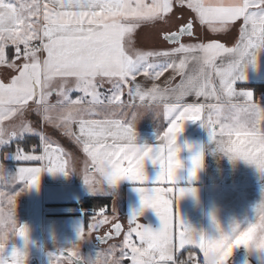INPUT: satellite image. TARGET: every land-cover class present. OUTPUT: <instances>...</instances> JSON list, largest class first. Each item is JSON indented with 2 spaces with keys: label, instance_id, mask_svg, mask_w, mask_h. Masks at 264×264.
I'll list each match as a JSON object with an SVG mask.
<instances>
[{
  "label": "snow or ice",
  "instance_id": "obj_1",
  "mask_svg": "<svg viewBox=\"0 0 264 264\" xmlns=\"http://www.w3.org/2000/svg\"><path fill=\"white\" fill-rule=\"evenodd\" d=\"M176 3L194 14L178 31L164 33L163 39L177 47L168 51L136 48L135 31L144 25L168 24ZM197 21L213 34L228 33L237 21L242 23L232 47L218 40L182 43V37L193 35ZM10 45L15 49V59H9L7 54ZM260 52H264V0H0V66L14 73L11 79H0V146L30 134L39 137L43 149L41 155H35V149L33 153H25L17 145L14 153L4 154L0 157V181L12 191L17 183H23L25 188L38 187L42 171L69 174L64 150L59 145L53 147L51 139L40 128L23 119L25 112L32 109L41 116L44 125L61 130L82 146L91 163L90 168L86 166L84 176L91 191L105 194L122 180L139 185L136 191L141 198L142 211L134 213L128 221L123 247L119 249L121 261L201 264L195 251L198 249L203 254L202 264H207L209 255L217 251L228 264L234 249L246 245L249 234L255 229L249 228L231 239L228 236L211 239L183 225L174 212L173 201L194 193L195 189L176 187L175 169L179 162L174 159L173 145L184 131L185 122L199 121L208 130L216 151L231 160L254 165L264 173V108L252 103L251 91H237L234 86L237 81L247 79L249 65L258 66ZM41 53L45 54L43 58ZM177 56L181 57L178 63L174 59ZM16 60L22 62L18 64ZM190 64L193 70L185 75ZM169 70L174 75L164 87L153 83L145 89L135 83L141 75L159 80ZM177 75L183 79L172 87ZM98 78L112 83L107 104L97 90ZM214 80H218V85ZM56 81H59L58 86ZM130 81L134 86L128 88V96L133 100L138 98L141 104L148 101L149 107L163 103L169 126L158 136L161 143L155 148L135 144L136 133L127 126V113L121 118H111L125 107L121 102L122 86ZM72 92L83 95L73 99ZM53 95L57 97L55 104L50 102ZM190 95L197 99L203 97L205 103H184V98ZM86 97L91 99L85 101ZM106 107L114 108L109 116L85 118L100 116V109ZM17 115L21 118L18 128L9 130L4 126V121ZM72 125H78V134L72 131ZM8 158L47 161V164L19 167L17 173L11 175L2 162ZM202 159V153L192 158L191 178H196ZM145 161H151L160 169L154 185L167 184V188L146 186ZM96 174L101 179L93 182L90 176ZM4 195L0 192V197ZM15 195L7 197L9 208L14 207ZM147 209L159 217L162 223L159 231L138 223L137 216ZM255 211L264 220V203ZM5 212L0 208V216ZM100 215H104L103 210ZM106 220L107 217L99 223ZM88 228L91 232L96 225L90 224ZM114 231L120 235L119 223L114 225ZM18 236L25 237V230L20 229ZM177 238L179 249L190 246L186 259L176 257ZM80 239H84V229L80 231ZM97 239L105 243L111 236ZM111 249L116 251L115 247ZM63 254L64 250L49 254L51 264L54 257L59 259ZM75 255L79 259L72 264H81L80 254ZM24 260L22 253L12 252V264H24Z\"/></svg>",
  "mask_w": 264,
  "mask_h": 264
},
{
  "label": "crops",
  "instance_id": "obj_2",
  "mask_svg": "<svg viewBox=\"0 0 264 264\" xmlns=\"http://www.w3.org/2000/svg\"><path fill=\"white\" fill-rule=\"evenodd\" d=\"M194 14L191 13L190 9L187 7L181 8V6L176 3L173 8V13L170 14V20L168 24H157V25H144L138 28L133 34L134 46L140 50L144 51H168L177 45H170L163 39V35L167 31H178L179 27L187 23V21L192 20ZM41 23L42 16H41ZM242 21H237L236 25L233 26L230 32L223 34H213L206 26H201L198 21L193 25V35L188 37H183L181 39L182 43L185 44H196V43H207L211 40H218L221 43H225L227 47L234 46L236 39L239 36V25ZM7 54L9 59H15L16 53L15 49L10 45L7 48ZM41 57L45 55L40 54ZM181 57L177 56L174 59L179 62ZM21 60H16V63H21ZM219 63V61H217ZM193 70V65H189L185 72V75L191 73ZM12 70L4 69L0 66V79H11ZM174 73L169 70L165 72L164 75L156 81L148 79L146 77L138 76L135 83H139L143 88L148 89L153 83L160 87H164L166 81L172 77ZM247 79L243 81H237L234 85L237 91H251L253 93L252 103L261 105L264 108V98L263 92H258V88L264 89V52H260L258 55V66L253 67L251 65L246 69ZM183 77L177 75L172 81L171 86L175 87L180 83ZM214 83L218 85V80H214ZM59 81H56L58 86ZM98 91L102 94V98L105 99L107 104V98L112 94V83H109L106 79L103 81L98 78L97 80ZM133 82H129L127 86H122L121 102L125 105L116 117L111 118H121L123 113H127V117L130 118L133 111L141 104L139 99L133 100L128 96V88L133 87ZM259 88V89H260ZM83 95L82 93L72 92L71 96L76 99ZM91 99L86 97L85 101ZM243 99V98H242ZM57 97L53 95L50 98V102L55 104ZM184 103H205L203 97L197 99L194 95H190L184 98ZM213 102V101H208ZM33 105V102H29ZM149 102L145 101L144 104L147 105ZM133 105L132 107H127V105ZM114 110L113 107L101 108V115L95 117H85L93 119H103L105 116ZM204 114H202L203 118ZM34 127L40 128L53 142L54 145H60L67 150H70L74 155V160L76 161V166L80 167L82 164H86L87 167H91L90 159L82 151V146H78L73 138H69L63 134L59 129L53 128L50 125H44L40 120L41 116H37L35 111L29 109L27 116L25 117ZM126 119V118H125ZM127 121V119H126ZM42 124H41V123ZM167 121L164 117V106L163 103L157 104L153 103L149 112L148 117H145L135 129L136 140L135 144L140 147H153L155 148L161 142L158 136H162L163 132L167 130ZM46 130V131H45ZM218 130V129H217ZM72 131L78 134V125H72ZM26 137V136H25ZM39 138V137H38ZM195 146L197 149L203 150V167L198 171L196 178L190 177L189 170L191 165L189 163V157L191 153L184 151L182 153V158L185 162V168L178 174V180L176 187L185 189H195V196L188 193L182 199L173 201L174 212L176 213L178 219L183 222V225L194 230L197 233L203 234L207 238L217 239L220 233L217 231L214 223L213 216H215L221 227L226 233L230 232V225L235 220L253 219L252 212L258 204L264 201V173H261L254 165H251L242 160H231L228 156L221 152L215 150V144L211 141L209 132L207 129L202 127L201 122L188 121L184 124V131L179 135L178 143L184 145L185 143ZM43 152L42 147L40 148V153H35V155H41ZM64 160L67 162L66 155L64 154ZM47 161H19L16 163V168L14 169L17 173L19 167H44ZM66 171H68V165L66 163ZM44 173L43 177L40 176L38 187H32V190H36L39 194L36 196L34 203L36 202V217L28 216V219L37 220L36 229L33 230V240L37 241L38 236L40 238L41 226L38 222L44 219L46 215L47 208L65 206L69 207L76 204L79 212L77 216L84 215V217L91 214L82 208L85 198L94 197H106L111 199L110 208L104 209L103 212L111 215L110 221L103 225L99 231L91 233V237L100 235L104 230L109 229L116 223H120L123 227L122 233L119 238L111 240L106 245H100L99 248L106 250L109 246L113 245L116 248V255L119 256V249L123 247V238L127 233L129 225L128 221L132 218L134 213L142 211L141 198L136 191L137 185L134 182L128 180H122L117 187L109 188L105 194L94 193L89 189V187L84 182V176L87 174H82L78 185L75 184L73 177L70 174L65 175L62 173H49L47 171H42ZM160 169L157 165H153L151 161H145V174L148 177V187H163L167 188L169 185L161 184L154 185ZM93 182L100 180L99 174L95 176H90ZM23 184V183H17ZM74 188L77 190V194H80L76 203L64 202L59 203H47L45 202V192L50 190L53 193V199L61 198L66 199L67 195L72 194ZM59 193V194H57ZM45 206V207H44ZM87 218V217H85ZM137 221L146 228H150L153 231H159L162 228V223L156 213L151 210H143V214L137 216ZM39 234V235H37ZM135 240V237H133ZM40 240V239H39ZM137 243L138 240L136 241ZM177 249L176 257L187 251L190 247L185 246V249L178 248V238L176 240ZM27 252L29 248H25ZM125 251H129L125 249ZM202 258L203 254L196 249ZM129 251V255H130ZM257 253H254L256 255ZM259 256V255H258ZM187 258V256H186ZM185 258V259H186ZM259 259V258H256ZM264 262V261H263ZM121 264H131V261L124 259ZM202 264V263H201ZM228 264H255L254 260L251 259V254L245 250L244 247H238L234 249L232 256L230 257ZM257 264V263H256Z\"/></svg>",
  "mask_w": 264,
  "mask_h": 264
},
{
  "label": "rangeland",
  "instance_id": "obj_3",
  "mask_svg": "<svg viewBox=\"0 0 264 264\" xmlns=\"http://www.w3.org/2000/svg\"><path fill=\"white\" fill-rule=\"evenodd\" d=\"M13 2H15V0H13ZM27 112L28 110L25 112L23 118L24 120H26L25 117L27 116ZM36 115L39 116L37 113ZM26 121L29 122L28 120ZM40 121L43 123L42 120ZM20 123L21 118L19 117V115H17L9 121H4V126L11 130L13 127L18 128ZM25 136L29 137L34 135L25 134L23 138H25ZM22 139H17L8 145L0 146V157L7 153H14L8 150L3 151V149L5 147H9L11 144H15L16 141ZM60 147L64 150V154L67 158L68 172L71 177H73L75 184L78 185L81 175L86 173L85 169L87 165L82 164L80 167L76 166V161L74 160L73 153L70 150H67L66 147ZM33 149L35 148H32V152L30 153H33ZM33 154H35V151ZM2 162L9 174H16L14 169L16 168V163L19 161H16L13 158H8L4 159ZM43 175L44 173L41 172L40 176H42V178H44ZM54 191L52 193L50 190H47L45 192V202L50 204L53 202L59 204H63L64 202L76 203L78 197L80 196V194H77V190L76 188H74V185L72 194L67 195L66 199L64 200L60 197L53 199ZM0 192H3L5 194L3 197H0V208H3L6 211L10 207L7 203V197L15 195L17 192H19V195H15L14 198V207L16 208V219L19 224H22L28 228L30 237V241L27 245H25V242L22 239L14 238V240L8 245V248L3 254L5 258H10L11 252L13 251V246H15L21 251L27 253V259L25 260V264H51V258L49 254H57L59 250H64V254L61 255L59 259H56L55 257L53 258V264H72L73 260L79 259V256L75 255V253H79L82 258L87 259L94 258L96 254L100 250H102L101 248H99L100 245L96 244L95 238L91 237V233L99 231L103 225L107 224L110 221L111 215L105 214L104 217L101 219H98L99 217L96 212L90 213L91 216L87 218H85L83 214L77 216L76 214L77 212H79V210L76 204H73L69 207H65L63 205L58 207H49L47 208V213L44 219H41L38 222V225L41 226L40 238L38 236L37 241H32V234L34 233L33 230L36 229L37 220L28 219V216L36 217L35 214L37 213V210L36 202L34 203V201L39 193L36 190H32L31 188H25L23 184H16L12 191H10L5 186L3 181H0ZM254 210L255 209L250 210V212H252L253 214V218L255 215ZM105 217H107L105 223L100 224L99 221L104 220ZM90 224L96 225V228L92 229L91 232L88 228ZM81 229H84L83 241L80 239ZM73 245L77 246L73 247ZM113 247L115 246L111 245L103 251H107L108 249ZM25 248H29V251L27 252ZM249 253L251 254V259L254 260L255 264H264V255L259 253H257L256 255L251 252Z\"/></svg>",
  "mask_w": 264,
  "mask_h": 264
},
{
  "label": "clouds",
  "instance_id": "obj_4",
  "mask_svg": "<svg viewBox=\"0 0 264 264\" xmlns=\"http://www.w3.org/2000/svg\"><path fill=\"white\" fill-rule=\"evenodd\" d=\"M151 107L149 105L140 104L137 106L136 110L132 112L130 118L125 117L127 119V126L130 127L134 132L139 124L145 117H148V112ZM181 132L180 134H182ZM179 134V135H180ZM179 135L176 137V142L173 145L175 150V161L179 162V167L175 169L176 175L185 168V162L182 158V153L184 151H188L191 153L189 157V163L192 165V158L197 153H202V149H197L195 146L188 144L187 142L184 145L178 143ZM139 147V146H138ZM151 148V147H149ZM203 167V159L201 163V167L196 171V176L198 171ZM40 180V179H39ZM193 196H195V192H189ZM264 203L262 201L260 204ZM258 204V205H260ZM257 205V206H258ZM256 206V208H257ZM255 208V210H256ZM254 210V211H255ZM214 218V225L217 231L220 233V236H228L230 239L234 236H239L241 233L248 231L249 228H254L255 230L252 231L248 236V242L246 245L242 246L245 248L246 251L251 253H259L264 255V220L260 219V214L255 211V215L253 219H243V220H235L230 225V232L226 233L224 229L221 227L218 219L213 216ZM212 218V219H213ZM20 229L25 230V237L18 236V232ZM14 238L22 239L27 245L30 241L29 237V230L26 226L19 224L16 219V208L11 207L9 208L2 216H0V262L3 264H12V252L18 251L23 254L25 260L27 259V253L21 251L19 248L13 246V251L11 252L10 258H5L3 256L4 252L8 248V245L14 240ZM77 246V245H73ZM81 264H121L120 257L116 255V251L112 250L111 248L107 251L100 250L94 258H82L80 255ZM24 260V264H25ZM207 264H226L220 252H213L209 255L207 260Z\"/></svg>",
  "mask_w": 264,
  "mask_h": 264
},
{
  "label": "trees",
  "instance_id": "obj_5",
  "mask_svg": "<svg viewBox=\"0 0 264 264\" xmlns=\"http://www.w3.org/2000/svg\"><path fill=\"white\" fill-rule=\"evenodd\" d=\"M260 88V87H259ZM258 88V92H263V88ZM19 145L23 148L25 153L32 152V148H35V153H40V142L37 136H29L25 137L22 140L16 141L15 144H11L9 147H5L4 150H8L10 152H15V149ZM111 205V199L106 197H94V198H85L82 208L87 210L89 213H95L97 211H101L104 209H109ZM90 215L87 214L85 217H89ZM197 258L200 259L202 263V258L200 257L199 253L196 251ZM188 255L187 251L181 253L178 256V259H185Z\"/></svg>",
  "mask_w": 264,
  "mask_h": 264
},
{
  "label": "water",
  "instance_id": "obj_6",
  "mask_svg": "<svg viewBox=\"0 0 264 264\" xmlns=\"http://www.w3.org/2000/svg\"><path fill=\"white\" fill-rule=\"evenodd\" d=\"M184 37H188V36H184ZM183 38V37H182ZM181 38V39H182ZM168 43V42H167ZM170 45H172V44H170ZM117 224V223H116ZM120 224V223H119ZM121 225V224H120ZM111 232H112V235L110 234L109 236H111V239H108L105 243H101L98 239H97V237H102L101 235H96L95 236V242H96V244H98V245H106L107 243H109L111 240H114V239H117V238H119L120 237V235H121V233H122V230H123V227H122V225H121V233H120V235L119 236H117L116 234H115V231H114V225L113 226H111L110 227V229H109ZM108 236V237H109Z\"/></svg>",
  "mask_w": 264,
  "mask_h": 264
},
{
  "label": "flooded vegetation",
  "instance_id": "obj_7",
  "mask_svg": "<svg viewBox=\"0 0 264 264\" xmlns=\"http://www.w3.org/2000/svg\"><path fill=\"white\" fill-rule=\"evenodd\" d=\"M110 229V228H109ZM109 229H106L104 230L100 235L102 237H108L110 234L112 235V232L109 230ZM74 261V260H73Z\"/></svg>",
  "mask_w": 264,
  "mask_h": 264
},
{
  "label": "built area",
  "instance_id": "obj_8",
  "mask_svg": "<svg viewBox=\"0 0 264 264\" xmlns=\"http://www.w3.org/2000/svg\"><path fill=\"white\" fill-rule=\"evenodd\" d=\"M263 98H264V93H263ZM100 213H101V211H97L96 212V214L98 215V219H101V218H103L104 217V215L106 214L105 212H104V215L102 216V215H100Z\"/></svg>",
  "mask_w": 264,
  "mask_h": 264
}]
</instances>
